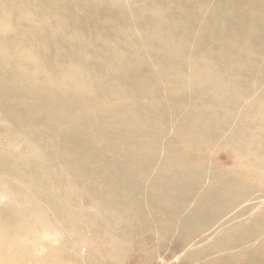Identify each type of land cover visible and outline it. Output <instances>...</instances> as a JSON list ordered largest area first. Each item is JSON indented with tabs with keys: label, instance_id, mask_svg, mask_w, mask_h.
I'll list each match as a JSON object with an SVG mask.
<instances>
[{
	"label": "bare ground",
	"instance_id": "6f19581e",
	"mask_svg": "<svg viewBox=\"0 0 264 264\" xmlns=\"http://www.w3.org/2000/svg\"><path fill=\"white\" fill-rule=\"evenodd\" d=\"M263 222L264 0H0V264H264Z\"/></svg>",
	"mask_w": 264,
	"mask_h": 264
},
{
	"label": "rangeland",
	"instance_id": "374dc122",
	"mask_svg": "<svg viewBox=\"0 0 264 264\" xmlns=\"http://www.w3.org/2000/svg\"><path fill=\"white\" fill-rule=\"evenodd\" d=\"M169 140L173 141L171 137H168L167 140L165 141L168 145L171 143L169 142ZM198 153H199L198 157L196 158H194V156L196 155L195 152L184 153L183 156L186 158L188 157L192 162L207 161L209 163L208 168L216 170L218 173L222 175V177H228V174L225 173L226 171H230L233 169L245 171V167L247 166V163L245 162H243L245 163V165L243 163H241L242 165L237 164L231 153L226 151H220V152L218 151L217 156L215 155L212 157H210V155L207 154L206 150H202L201 152ZM252 179L255 180L252 177H248L247 179H243L242 181L246 183L249 186V188H251V194H252L251 197H256L258 195V193L256 192V183H253ZM248 213L251 212L248 211ZM3 217H6V214ZM257 230L259 231L260 235L258 236L257 240H253L252 243H255L259 247V249L262 250V252H264V236H262V234H264V222L258 225ZM155 233H156L155 231H149L148 240L143 238L148 234L146 235L132 234V236L129 235L131 239L128 237L129 241L125 244L131 245L133 243V245L136 247V252L134 253L135 257L132 258L131 261H128L127 264H197L198 263L188 258L182 257V255L179 254V251L174 247L173 244H171L169 241L165 239L159 238L157 234L155 235ZM203 245H204L203 247H200L198 249V252L202 253L201 256L203 258L205 254L208 256L207 258H205L206 260L205 259L202 260V264H230L226 259V254L223 251L211 249L208 243L206 244L204 243ZM257 256L261 257L262 254L259 253L257 254ZM92 257L93 258H91L90 260H87L88 264H98L99 262L103 264H109L107 261L108 258L106 257L105 259L102 257H98L96 255Z\"/></svg>",
	"mask_w": 264,
	"mask_h": 264
}]
</instances>
